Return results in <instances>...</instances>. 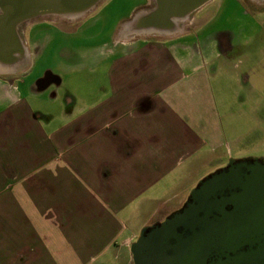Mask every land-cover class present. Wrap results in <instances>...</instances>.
<instances>
[{
	"label": "crops",
	"instance_id": "obj_1",
	"mask_svg": "<svg viewBox=\"0 0 264 264\" xmlns=\"http://www.w3.org/2000/svg\"><path fill=\"white\" fill-rule=\"evenodd\" d=\"M146 1L136 0L127 15ZM193 15L174 34L140 31L132 16L105 40L84 36L77 72L89 69L92 78L88 91L77 92V112L67 109L77 144L52 146L66 126L51 129L50 115L31 116L27 98L43 97L34 64L51 40L42 24L26 29L23 52L0 62V232L10 230L0 241V264H131L129 246L143 226L179 208L196 181L228 157L257 145L250 132L240 134L235 114L220 122L206 105L212 98L222 110L226 88L230 102L253 101L246 73L256 66L255 50L242 33L210 30ZM44 71L40 78L51 72ZM55 75L62 83L61 70ZM13 126L17 142L10 141L27 151L16 155L20 162L2 155L9 148L2 129ZM243 137L249 144L236 148Z\"/></svg>",
	"mask_w": 264,
	"mask_h": 264
},
{
	"label": "water",
	"instance_id": "obj_2",
	"mask_svg": "<svg viewBox=\"0 0 264 264\" xmlns=\"http://www.w3.org/2000/svg\"><path fill=\"white\" fill-rule=\"evenodd\" d=\"M100 1L0 0V62L23 52L19 25L43 16L77 19ZM208 1L154 0L129 24L174 34ZM129 251L133 264H264V158H229L196 183L180 208L143 226Z\"/></svg>",
	"mask_w": 264,
	"mask_h": 264
},
{
	"label": "rangeland",
	"instance_id": "obj_3",
	"mask_svg": "<svg viewBox=\"0 0 264 264\" xmlns=\"http://www.w3.org/2000/svg\"><path fill=\"white\" fill-rule=\"evenodd\" d=\"M135 1L136 0H102L92 11L77 19L43 16L32 19L27 23L18 26L19 37L22 41L27 39L28 34L26 29L30 25H35V23H41L51 39L46 46L45 54L35 61V73L34 75L32 74L34 79L33 82L37 84L38 92H40L39 94H42L43 97L41 99L30 97L27 98V101H29L30 105L33 107L31 116L36 118L39 117L40 119L45 118L46 114L51 116V129L66 126L65 135L62 133L56 138H52L51 141H48L52 143V146L67 145L69 143L77 144V140H79L76 130L77 125L72 122V119H70L71 117H67L69 112L67 109L72 107V109H75L77 112V92L79 93L89 90V83L92 75L89 69H83L77 72V44L83 42V38L86 35H91L88 38L92 37V40L96 42L105 40L112 31L113 26L119 21L123 20L122 23H124L136 14H145L154 6V0H147L141 7L136 8L132 13L129 12L130 15H127V9L131 4H136ZM196 11L193 12L189 18L194 14L193 16L196 18L207 20L206 24L210 30L221 29L229 34H231V32L242 33V36L248 38L250 47L255 50V56L253 59L256 66L253 68V72L246 73L249 76L250 82L254 84L251 89L253 101H244L241 105H239L236 100L230 102L228 97L230 90L226 88V98L222 110H219L218 105L214 103L212 98L206 105L211 109L210 112L214 113V118L218 119L220 122L227 123L229 114H235L236 118H238L236 119V125L240 134L247 135L248 132H250V136L256 140V146L248 145L250 138H247L246 140V138L243 137L241 140H237L235 144L236 148L241 147L242 149L244 146L248 145L244 147L247 149L245 153L240 154V157L238 158H264V1L210 0L205 3L199 11ZM86 21L92 23L93 26H89L88 28L85 27L86 24H84L83 28L79 26L82 22ZM180 26H183V23H180ZM74 28L75 30L71 33L70 31H66L67 29ZM150 35L158 34L154 33ZM83 44H85V42H83ZM67 65L70 69H68V72H64L63 67L67 68ZM47 69L51 70V72L48 71L45 73L43 76L45 82L40 83L39 75L43 70L46 71ZM58 70H61V73L63 74L62 83H60V78L55 75ZM51 85L56 87L50 88L49 86ZM211 88L214 98L217 99L219 97L220 89L217 81L214 79L211 80ZM66 96L75 98L76 103L67 105L65 101ZM242 97L246 98L244 91H242ZM254 115H256V118H254ZM1 135L3 137L1 144H9V148L2 152L4 158L7 160L10 158L8 160L9 162H15L16 160L17 162H20V160H22L17 159L16 155L20 158H26L27 151H19V149H17L18 146L13 144V142H17L14 138V126L13 128L8 127V129H2ZM9 137L14 138L13 142L10 141ZM48 142L45 143L49 144ZM19 143H23V141H20ZM57 147L59 146L51 148L50 152ZM73 153V151L68 153L64 157V161L68 162L69 155ZM36 158L38 159V157ZM229 158L236 157L231 156L228 157V159ZM2 162H6V160H3L2 158ZM226 162L222 166H224ZM71 170L74 171L72 167ZM166 215L167 214L156 217L155 220H151L147 225L154 221L162 220ZM9 231V228L6 227L3 232H0V241H4L8 238Z\"/></svg>",
	"mask_w": 264,
	"mask_h": 264
},
{
	"label": "flooded vegetation",
	"instance_id": "obj_4",
	"mask_svg": "<svg viewBox=\"0 0 264 264\" xmlns=\"http://www.w3.org/2000/svg\"><path fill=\"white\" fill-rule=\"evenodd\" d=\"M42 78H43V77H42ZM39 80H40V81H39L40 83L45 82V79H39ZM179 208H180V207H179ZM176 210H177V209H176ZM174 211H175V210H174ZM172 212H173V211H172ZM172 212H171V213H172ZM171 213H169V214H171ZM169 214H167L165 217H167ZM165 217H164V218H165ZM164 218H163V219H164ZM163 219H162V220H163ZM162 220H160V221H154L153 223L149 224L148 226L158 224V223L161 222ZM131 264H133V263L131 262Z\"/></svg>",
	"mask_w": 264,
	"mask_h": 264
}]
</instances>
